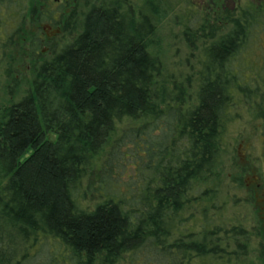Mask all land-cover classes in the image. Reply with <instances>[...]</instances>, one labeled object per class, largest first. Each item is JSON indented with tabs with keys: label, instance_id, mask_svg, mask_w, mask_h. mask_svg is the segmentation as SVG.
<instances>
[{
	"label": "trees",
	"instance_id": "obj_1",
	"mask_svg": "<svg viewBox=\"0 0 264 264\" xmlns=\"http://www.w3.org/2000/svg\"><path fill=\"white\" fill-rule=\"evenodd\" d=\"M40 2L0 0V62L55 30L0 64V264H264L215 170L236 106L264 160V0Z\"/></svg>",
	"mask_w": 264,
	"mask_h": 264
},
{
	"label": "rangeland",
	"instance_id": "obj_2",
	"mask_svg": "<svg viewBox=\"0 0 264 264\" xmlns=\"http://www.w3.org/2000/svg\"><path fill=\"white\" fill-rule=\"evenodd\" d=\"M31 1L28 0V6L31 5ZM33 1L36 5L41 3V0ZM226 3L231 4L232 2L226 0ZM214 7L217 9L218 3H214ZM25 29V33L15 37V44L6 48V58L0 64L7 66L11 63L14 64L13 70L16 67L18 70L21 68V71H24V67L21 66L23 64L21 61L27 58L24 40L27 41L30 34L37 30H41L45 37L51 36L54 32L48 24L37 23L35 19L33 23L27 20ZM174 44L175 42L172 41V47L168 49L171 61L178 60L176 57H172ZM181 54H183V50H181ZM24 64H29L28 58L26 61L24 60ZM14 73L15 76H19L16 72ZM5 91H2L0 98H6ZM234 110L237 111L235 114L238 118L236 117L237 119L226 127L222 135L220 159L215 167L219 180L217 188L220 190L218 201L224 203L223 214L227 220H238L241 224L254 228V230L258 229V232H261L258 234L262 236L255 238L254 242H258L261 237L264 243V160L260 157L261 141L259 136L263 123L252 120L249 115L251 109L248 106H236ZM128 160L129 158H126L124 165L114 167V171L122 177L120 178L122 185L125 181L134 178L135 175L131 170L132 167H127Z\"/></svg>",
	"mask_w": 264,
	"mask_h": 264
},
{
	"label": "flooded vegetation",
	"instance_id": "obj_3",
	"mask_svg": "<svg viewBox=\"0 0 264 264\" xmlns=\"http://www.w3.org/2000/svg\"><path fill=\"white\" fill-rule=\"evenodd\" d=\"M77 0H48V3H51V2H53L54 4H55V6H57V7H59V6H62V7H64V8H73L75 5H76V2ZM82 2V0H79V3H81ZM52 5V4H51ZM42 7V6H41ZM46 24H48L49 25V23H46ZM50 26V25H49ZM52 31H54L53 32V34L55 33V30L54 29H52ZM53 34L50 36H46L47 38H49V37H52L53 36ZM45 37V36H44ZM45 37V38H46Z\"/></svg>",
	"mask_w": 264,
	"mask_h": 264
}]
</instances>
